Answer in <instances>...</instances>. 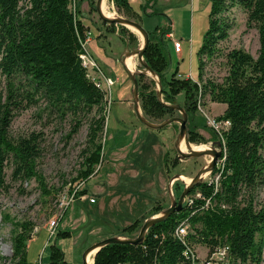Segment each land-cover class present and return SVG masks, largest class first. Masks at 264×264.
I'll return each instance as SVG.
<instances>
[{
  "label": "trees",
  "instance_id": "trees-1",
  "mask_svg": "<svg viewBox=\"0 0 264 264\" xmlns=\"http://www.w3.org/2000/svg\"><path fill=\"white\" fill-rule=\"evenodd\" d=\"M156 1L145 0L143 11ZM208 1V25L197 53V80L178 77L177 68L166 76L165 34L168 29L148 32L149 42L143 59L160 77L163 102L177 104L176 96L183 93L182 107L188 116L189 142L207 141L197 132L200 127L193 119L198 111L197 102L208 96L209 101L225 105L216 119L228 120L229 127L222 131L221 137L208 127L212 133L210 141L220 144L221 157L209 179L189 190L185 198L190 199L183 200L180 211L150 226L139 245L111 243L104 246L95 254L93 264H190L184 250L186 246L197 245L205 246L209 251L226 245L225 264L263 262L264 205L258 206L256 199L258 191L264 190V0ZM112 2L118 10L136 20L137 13L129 0ZM93 4L91 8L95 9ZM234 7L244 11L248 26L257 29V55L253 57L242 48L230 49L223 55L227 69L222 80H204L203 58L216 56L218 44L228 37L232 25L226 14ZM78 13L77 8L74 12L71 10L70 0H0V76L6 81L5 96L0 98V187L9 161L12 177L34 178L41 194L51 192L46 188L42 174L36 170V159L40 154L39 133L31 132L17 138L9 134L14 111L34 104L38 99H43L46 108L59 119L72 116L75 122L72 132H76L82 123L81 117L89 118L87 144L81 153L80 168L71 181H87L102 161L101 134L105 128L107 99L82 65L80 54L84 51L85 26ZM109 26L111 32L117 27L127 44L136 43L135 34L128 28ZM156 32L157 36L154 35ZM136 78L144 117L151 122L172 117L176 110L157 99L155 81L142 73ZM202 126L205 128V121ZM178 162V155L171 159L168 151L164 153L166 171ZM182 189L183 186L174 183L176 199ZM54 191L58 192L57 189ZM87 191L81 189L76 196L87 194ZM196 192L199 197L194 196ZM160 210L159 206L153 207L151 213ZM185 221L188 232L183 242L175 235V228ZM12 225L10 261L12 264H31L26 254L27 243L33 236V223L17 221ZM141 225V219H136L116 235L131 237L130 234ZM72 233L70 230L57 231L55 242L49 246L47 264H66L64 252L56 241L69 238Z\"/></svg>",
  "mask_w": 264,
  "mask_h": 264
},
{
  "label": "rangeland",
  "instance_id": "rangeland-1",
  "mask_svg": "<svg viewBox=\"0 0 264 264\" xmlns=\"http://www.w3.org/2000/svg\"><path fill=\"white\" fill-rule=\"evenodd\" d=\"M144 1H131L137 13V22L147 32H153L155 29L166 30L169 26L174 39L180 42V51L174 49L173 43L176 40L172 41L171 48L166 44L168 60L166 76L168 77L177 68L178 77L197 80L199 66L197 53L208 25L209 1L157 0L153 6H147L146 12L143 11ZM80 2L82 9L79 6ZM92 2L95 7L96 0H70V8L73 12L77 8L79 18L83 19L85 49L88 52L90 50L95 57L108 55L110 60L105 61L107 65L105 71L114 81L110 86V94L106 93V121L101 134L102 161L95 167L94 174L87 181H83L81 186V189H88L87 195L94 197L96 202L91 204L88 199H84L71 204L63 215L59 213L60 195L81 181L71 180L80 168L81 153L87 144L89 118L81 117L82 123L76 132H72L75 125L74 118L67 115L59 119L46 108L43 99L14 111L9 134L12 138H17L31 132L39 133L40 154L36 159V170L42 174L46 188L51 192L46 195L41 194L39 183L34 178L24 180L12 177V165L9 161L6 163L4 183L0 187V264H12L11 229L12 223L17 221L33 223L34 235L27 243V261L31 264L45 262L49 246L56 238V233L54 238H50L47 231V225L53 219L58 223L56 232L61 229L73 231L71 237L60 239L63 240L66 264H82V253L91 244L110 236H117L116 233L120 229L130 225L134 220L141 219L142 224L145 219L167 208L171 200L176 199L174 183L177 182L181 187L187 183L182 179L172 180L175 174L181 173L180 176L190 180L210 161L209 155L179 158L178 164L174 168L169 167L166 171L163 163L164 153L168 151L171 159L178 155L175 146L178 139V123H171L156 130L147 127L137 118L131 94L132 84L120 61L121 53L125 48L131 51L139 46L141 35L131 31L137 41L127 44L125 38L118 36L120 31L117 27L111 32L109 24H104L98 18L95 9L91 8ZM104 2L107 12L135 20L127 16L123 10H118L112 0H104ZM226 15L232 27L228 31V37L218 44L216 56L211 59L203 58L204 80H222L227 69L223 55L230 49L242 48L253 57L257 55L258 32L254 26L247 25L244 11L234 7ZM97 25L103 26L102 33L98 37ZM89 31L90 34L86 36ZM125 34L127 37V33ZM154 35L157 36L158 32ZM91 57L95 60L92 55ZM133 61V71L143 70L136 56ZM97 65L104 73L98 62ZM146 75L154 80L153 76ZM5 92L6 81L0 76V98L5 96ZM208 101V96L200 99V109L197 105L198 111L193 118L200 127L198 129L204 130L201 133L197 132L207 141L200 144L190 142V147L206 146V148L219 149L218 145L210 141L212 133L208 129L205 116L216 118L220 115L218 111L224 104L217 103L211 110L207 107ZM176 102L183 106V93L176 96ZM181 116L176 110L172 117ZM204 121L205 128L202 126ZM119 122L125 124V130L124 126L118 124ZM137 127L140 129L134 136L131 135L132 133L123 136L115 132L121 130L126 133L129 129L133 130ZM186 127H189L188 121ZM119 145L127 147L118 149ZM262 153L264 155V147ZM209 175L210 173L203 178V181H207ZM256 203L258 206L264 205L263 189L258 191ZM157 206L162 210L155 214L151 213V209ZM138 230L130 236L135 237ZM196 250L199 256L204 255L203 246L197 245ZM262 257L261 264H264V249Z\"/></svg>",
  "mask_w": 264,
  "mask_h": 264
},
{
  "label": "water",
  "instance_id": "water-1",
  "mask_svg": "<svg viewBox=\"0 0 264 264\" xmlns=\"http://www.w3.org/2000/svg\"><path fill=\"white\" fill-rule=\"evenodd\" d=\"M100 5H101V0H96L95 2V11L98 15V18L102 21V22H106L108 24H115V25H121L124 26L126 28H128L130 31H133L131 29V27L134 29L135 32H138L141 35V39H142V43L141 45L139 44V46L133 50H129L126 49L125 52L123 53V55L120 58V61L123 65V68L128 76V78L131 81L132 84V90H131V94H132V99H133V103H134V111L136 113L137 118L147 127L149 128H153V129H159L162 128L166 125H169L171 123H178V139L180 137H184L185 138V142L188 146V151L183 152L180 151L179 148L177 147V141H176V149L178 152V156L179 158L185 159V158H190V157H198V156H205V155H209L210 161L208 163V166H203L201 167L196 174L189 180L188 183H185L179 197L175 200H171L170 205L165 208L164 210H162L159 214L153 215L147 219H145L137 233V235L135 237H125V236H110L107 238H104L102 240H99L93 244H91L90 246H88L82 253V264H86L85 262V257L86 255L92 251L95 250V253L93 254V261H94V256L95 254L104 246L111 244V243H125V244H131V245H139L142 241H143V237L146 234L148 228L152 225H154L157 222H160L164 219H166L171 213L175 212V211H180L182 208V203L183 200L185 198V196L187 195V193L189 192V190L191 188H193L195 185L201 183L203 181V175L204 174H209L212 169L214 168V166L216 165L218 159L221 157V149H220V144H219V149H215V148H207L205 150H194L191 149L190 146V142L188 141V137H187V121H188V116L187 113L185 112V110L183 109L182 106H180L179 104H167L165 102H163L162 100V85H161V81H160V77L159 75L154 72L153 70L150 69V67L146 64V62L143 59V54L144 51L148 45L149 42V37H148V32L141 26L140 23H138L135 20L129 19V18H125V17H121V16H115V17H107L105 16L101 10H100ZM141 42V41H140ZM133 53L137 59L139 64L141 65V67L143 68V70H138L137 72L135 71H131L129 70V68H127L123 62V58L126 54H131ZM148 74L150 76H153L155 84H156V97L157 99L166 107H169L171 109L177 110L178 112L181 113V117H169L164 119L161 122L158 123H154L151 122L149 120H147L144 115L141 113V108H140V103H139V98H138V83H137V75L138 74ZM179 174H175L172 177V180H181ZM171 192V190H170Z\"/></svg>",
  "mask_w": 264,
  "mask_h": 264
},
{
  "label": "built area",
  "instance_id": "built-area-1",
  "mask_svg": "<svg viewBox=\"0 0 264 264\" xmlns=\"http://www.w3.org/2000/svg\"><path fill=\"white\" fill-rule=\"evenodd\" d=\"M90 34V31L86 33V36ZM171 36V35H170ZM83 40L82 46L84 51L80 54V58L82 60V65L86 69L87 76L94 82V84L102 89L106 93L110 94V86L113 85V80L111 77L106 76L101 68L97 65V62L91 57L89 52L85 49V41ZM175 51H180V42L174 41L173 43ZM107 99V97H106ZM200 100L197 105L199 107ZM207 125L213 129L216 134L221 137L222 131L229 127L228 120H217L215 117L209 118L205 116ZM217 178V177H216ZM84 182L80 181L77 184L73 185L71 189L62 193L58 200V207L60 215H63L64 211L76 201H82L84 199H88L90 203L95 201L94 197H89L87 194L76 196L77 192L81 190V186ZM196 197H199L200 194L197 192ZM190 197L184 198V200H189ZM57 221L55 219L51 220L47 225V231L49 232V237L54 238L56 229H57ZM188 232V225L185 222L179 223L175 228V235L184 242V236ZM34 235V231L32 233ZM204 255L199 256L196 250V246H186L184 250V255L190 259V264H225L227 261V253L228 247L218 246L214 250L209 251L205 246H203ZM263 263V262H261ZM260 263V264H261ZM121 264V263H118Z\"/></svg>",
  "mask_w": 264,
  "mask_h": 264
},
{
  "label": "crops",
  "instance_id": "crops-1",
  "mask_svg": "<svg viewBox=\"0 0 264 264\" xmlns=\"http://www.w3.org/2000/svg\"><path fill=\"white\" fill-rule=\"evenodd\" d=\"M130 2L132 1V0H129ZM142 2V1H141ZM80 4H81V2H80ZM79 4V6H81L80 8L82 9V4L80 5ZM80 9V10H81ZM81 21H83V19H81ZM101 27H103L102 25H101ZM101 27L99 26V25H97L96 26V28H97V30H98V32H97V37H98V35L100 34V33H102V29H101ZM168 32L165 34V41H166V44H168V45H170V48H171V43H172V41L173 40H176V39H174V34H173V32H172V30L170 29V27L168 26ZM90 30V29H89ZM91 31V30H90ZM91 34H92V31H91ZM117 34V33H116ZM171 35V36H170ZM118 36H120L119 34H118ZM99 40V39H98ZM167 40L169 41L168 43H167ZM178 41V40H177ZM170 43V44H169ZM126 49H128V48H125L124 49V51L121 53V56L123 55V53L125 52V50ZM89 53L95 58V60L101 65V67L103 68V70H104V73L106 74V76H110L109 74H108V72L107 71H105L106 70V68H107V65L105 64V61H107V60H110L109 58H108V55H106L105 54V56H100V55H98V56H94L91 52H90V50H89ZM176 53V52H175ZM121 56H120V58H121ZM179 74V73H178ZM187 78V77H186ZM190 78V77H189ZM193 80H195V79H193ZM217 103H215V102H211V101H208L207 102V107L209 108V109H214L216 106ZM224 109H225V105L223 106V107H221L220 108V110L218 111L220 114H222V112L224 111ZM119 125H122V126H124L123 127V129L125 130L126 129V127H125V124L123 123H118ZM139 127H137V128H134L133 130H128L126 133L125 132H123V131H121V130H115V132L118 134V135H123L124 136V134H131V135H136V133L139 131ZM157 130V129H156ZM160 130V129H159ZM197 131L198 132H200L201 133V131H204L203 129H197ZM132 136V137H133ZM134 139V138H133ZM126 148L127 146H122V145H119V147H118V149H123V148ZM96 201H94L93 203H95ZM90 203V202H89ZM93 203H91V204H93ZM32 238H33V236H32ZM31 238V239H32ZM53 242H55L54 240H52ZM53 242H51V243H53ZM56 243L62 248V250H63V252H64V249H63V247H62V244H63V240H58V241H56ZM65 254V253H64ZM48 257H49V251H48ZM48 257H47V259H48ZM45 260V262H42V264H47V262H48V260Z\"/></svg>",
  "mask_w": 264,
  "mask_h": 264
},
{
  "label": "bare ground",
  "instance_id": "bare-ground-1",
  "mask_svg": "<svg viewBox=\"0 0 264 264\" xmlns=\"http://www.w3.org/2000/svg\"><path fill=\"white\" fill-rule=\"evenodd\" d=\"M105 7L106 6H105L104 0H101V5H100L101 12L107 17H110V18L115 17V14L107 12ZM131 29L134 31V29L132 27H131ZM141 43H142V39H141ZM141 43H140V45H141ZM134 57H135V55L133 53H131V54H126L123 58V62L125 64V66L127 68H129V70H131V71L134 67V61H133ZM177 147L179 148L180 151H182L184 149H186L188 151V146H187V144L185 142V138L183 136L178 139ZM190 148L194 149V150H198V151L207 149L206 146H197L196 148H193V147H190ZM208 163L205 166H208ZM206 175L207 174H204L203 177H205ZM179 178L185 180L187 183L189 182V179L185 178L184 176H180ZM94 253H95V250H92L86 255V257H85L86 264H93V254Z\"/></svg>",
  "mask_w": 264,
  "mask_h": 264
},
{
  "label": "flooded vegetation",
  "instance_id": "flooded-vegetation-1",
  "mask_svg": "<svg viewBox=\"0 0 264 264\" xmlns=\"http://www.w3.org/2000/svg\"><path fill=\"white\" fill-rule=\"evenodd\" d=\"M212 142V141H211ZM213 143V142H212ZM183 180V179H182Z\"/></svg>",
  "mask_w": 264,
  "mask_h": 264
}]
</instances>
